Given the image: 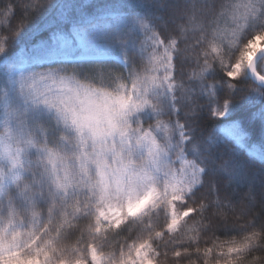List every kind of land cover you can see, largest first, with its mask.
<instances>
[{
    "label": "snow or ice",
    "instance_id": "1",
    "mask_svg": "<svg viewBox=\"0 0 264 264\" xmlns=\"http://www.w3.org/2000/svg\"><path fill=\"white\" fill-rule=\"evenodd\" d=\"M262 60L264 0H5L0 264H264Z\"/></svg>",
    "mask_w": 264,
    "mask_h": 264
},
{
    "label": "trees",
    "instance_id": "2",
    "mask_svg": "<svg viewBox=\"0 0 264 264\" xmlns=\"http://www.w3.org/2000/svg\"><path fill=\"white\" fill-rule=\"evenodd\" d=\"M91 2H98V0H91ZM4 3H5V0H0V9L3 8ZM225 22L226 21H224V20L220 21L219 27L223 29V27L225 26ZM260 63L262 66H264V60L260 61ZM221 75H222V73L218 74L217 78L219 79ZM255 145H258L260 147L259 150H261L264 153V135L253 136V139L250 137L248 142H247V147L245 149L244 154L247 155L248 150H249L248 148L253 147ZM260 159H261V157H258V156L254 157L253 167L256 164H259ZM237 174H239V173H237ZM250 175H251L252 191H253V194L257 197V203L255 204V207L259 210V208H260L259 201L261 200V189H262V187H264V184H262V182L260 180L261 173L259 171L251 172ZM247 187H248V185L244 184L239 191L232 192L231 193L232 198L238 199L240 192L247 190ZM237 231H238V229H234V228H228V229L219 228L216 231V235L220 236L221 239H227L228 236L236 234ZM210 236H211V234H209V236L202 237L201 247L204 246V240H208L210 238Z\"/></svg>",
    "mask_w": 264,
    "mask_h": 264
},
{
    "label": "rangeland",
    "instance_id": "3",
    "mask_svg": "<svg viewBox=\"0 0 264 264\" xmlns=\"http://www.w3.org/2000/svg\"><path fill=\"white\" fill-rule=\"evenodd\" d=\"M228 27H229V22L226 21L223 29H227ZM259 148L260 147L258 145H255V146L250 147L248 149H251L252 151H254L256 153V156L264 158V153L261 150H259Z\"/></svg>",
    "mask_w": 264,
    "mask_h": 264
}]
</instances>
